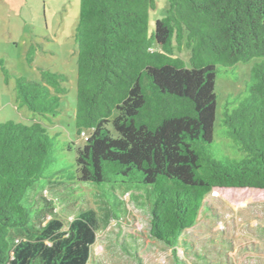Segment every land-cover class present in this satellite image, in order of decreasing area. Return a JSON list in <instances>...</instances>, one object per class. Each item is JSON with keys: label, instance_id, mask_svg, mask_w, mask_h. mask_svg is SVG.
I'll return each instance as SVG.
<instances>
[{"label": "trees", "instance_id": "trees-1", "mask_svg": "<svg viewBox=\"0 0 264 264\" xmlns=\"http://www.w3.org/2000/svg\"><path fill=\"white\" fill-rule=\"evenodd\" d=\"M155 4L79 0L74 120L82 145L47 125L61 113L68 76L41 67L39 81L16 76L17 108L35 118L0 122V264H88L101 225L119 221L105 190L140 199L149 235L174 254L213 188L264 189V0H168L150 31ZM184 47L189 64L176 53ZM240 65H248L242 88L220 103L218 81H239ZM81 183L100 186L86 187L100 204L66 225L61 213L90 203Z\"/></svg>", "mask_w": 264, "mask_h": 264}, {"label": "rangeland", "instance_id": "rangeland-1", "mask_svg": "<svg viewBox=\"0 0 264 264\" xmlns=\"http://www.w3.org/2000/svg\"><path fill=\"white\" fill-rule=\"evenodd\" d=\"M155 2L148 15L150 31L155 20L166 15L168 7V0ZM78 15L79 0H0V60L3 62L0 65V122L12 120L29 124L35 118L26 107L17 108L16 76L39 81L40 67L63 72L69 81L61 99V113L47 125L50 132L63 140L79 146L84 143L76 132L74 120L77 76L74 31ZM30 46L35 49L32 63L25 58ZM176 53L189 64L187 48ZM231 72L226 74L232 76ZM247 72L248 65H240L239 81H218L219 101L227 92L242 88ZM223 74L221 71L220 76ZM73 153H69V158H73ZM81 185L84 187L81 196L90 203L78 200L66 214L61 213L65 202L58 200L54 206L66 225L79 209L100 204L93 201L94 197L90 198L91 190L86 188L100 186L90 183L78 186ZM116 193L124 203L108 190L104 194L110 211L119 221L111 219L107 225H101L88 264H264V189L213 188L204 198L205 210H201L200 219L181 234L174 254L149 235L147 206L140 204L138 198L130 199L124 189ZM43 195L49 199L56 197L50 191H44Z\"/></svg>", "mask_w": 264, "mask_h": 264}]
</instances>
